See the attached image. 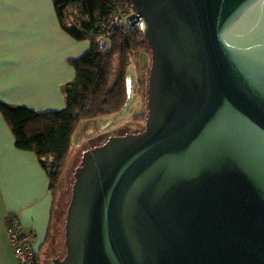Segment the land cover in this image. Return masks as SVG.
Listing matches in <instances>:
<instances>
[{"label":"water","instance_id":"1","mask_svg":"<svg viewBox=\"0 0 264 264\" xmlns=\"http://www.w3.org/2000/svg\"><path fill=\"white\" fill-rule=\"evenodd\" d=\"M144 129L85 150L53 264H264V0H124Z\"/></svg>","mask_w":264,"mask_h":264},{"label":"crops","instance_id":"2","mask_svg":"<svg viewBox=\"0 0 264 264\" xmlns=\"http://www.w3.org/2000/svg\"><path fill=\"white\" fill-rule=\"evenodd\" d=\"M88 49L61 29L51 0H0V103L40 114L63 109L61 87L74 78L68 62ZM51 209L46 171L32 152L15 148L0 115V264H16L7 212L31 235L33 249L50 257Z\"/></svg>","mask_w":264,"mask_h":264},{"label":"trees","instance_id":"3","mask_svg":"<svg viewBox=\"0 0 264 264\" xmlns=\"http://www.w3.org/2000/svg\"><path fill=\"white\" fill-rule=\"evenodd\" d=\"M51 1L61 29L73 40L89 43V49L83 55L68 62L74 70V78L61 87L64 107L40 114L0 103V115L11 131L15 148L32 152L46 171L52 196V217L56 192L63 179L77 128L82 122L113 116L123 110L127 100L129 58L138 51L149 49L138 29L127 35L118 29L108 30L112 11L129 8L124 0ZM107 33L109 51L101 52L96 42ZM117 56L119 75L115 83L109 85ZM145 117L136 116L134 119L145 120ZM49 232L50 228L47 241Z\"/></svg>","mask_w":264,"mask_h":264},{"label":"rangeland","instance_id":"4","mask_svg":"<svg viewBox=\"0 0 264 264\" xmlns=\"http://www.w3.org/2000/svg\"><path fill=\"white\" fill-rule=\"evenodd\" d=\"M129 61L130 64L126 72L127 100L123 110L113 116L99 118L90 122H82L73 136L63 179L56 192L53 221L47 242L50 246L49 249H51L50 257H43L44 259L41 264H53L52 258L54 260L64 255L63 231L65 214L74 181L73 175L79 165L82 153L87 149L103 144L109 137L137 134L144 129L145 121L135 120L134 118L136 116H146V87L150 67L149 51H138L130 56ZM119 70L120 61L117 56L109 85L115 83ZM17 223L22 229L18 221Z\"/></svg>","mask_w":264,"mask_h":264},{"label":"built area","instance_id":"5","mask_svg":"<svg viewBox=\"0 0 264 264\" xmlns=\"http://www.w3.org/2000/svg\"><path fill=\"white\" fill-rule=\"evenodd\" d=\"M131 11L130 7L124 11H112L109 19L108 30H120L123 35H127L130 31L138 29L142 31L143 24L141 21L134 25H128L124 16L125 13ZM109 33L96 42V46L101 52L109 51ZM6 233L9 244L12 246L16 264H38L40 256L33 249L32 237L29 233L24 232L17 223V217L12 212H7L4 217Z\"/></svg>","mask_w":264,"mask_h":264},{"label":"bare ground","instance_id":"6","mask_svg":"<svg viewBox=\"0 0 264 264\" xmlns=\"http://www.w3.org/2000/svg\"><path fill=\"white\" fill-rule=\"evenodd\" d=\"M37 254H38V253H37ZM38 255L40 256V261H42V260H43V257H42L40 254H38ZM40 261H39V262H40ZM39 262H38V263H39Z\"/></svg>","mask_w":264,"mask_h":264}]
</instances>
